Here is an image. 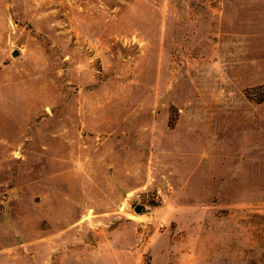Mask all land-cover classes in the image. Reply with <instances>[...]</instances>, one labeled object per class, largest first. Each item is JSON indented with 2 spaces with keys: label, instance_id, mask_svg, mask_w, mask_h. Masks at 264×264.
<instances>
[{
  "label": "rangeland",
  "instance_id": "1",
  "mask_svg": "<svg viewBox=\"0 0 264 264\" xmlns=\"http://www.w3.org/2000/svg\"><path fill=\"white\" fill-rule=\"evenodd\" d=\"M0 264H264V0H0Z\"/></svg>",
  "mask_w": 264,
  "mask_h": 264
},
{
  "label": "water",
  "instance_id": "2",
  "mask_svg": "<svg viewBox=\"0 0 264 264\" xmlns=\"http://www.w3.org/2000/svg\"><path fill=\"white\" fill-rule=\"evenodd\" d=\"M18 54V51L17 50H13L11 55L12 56H16ZM136 212L140 213L141 212V207L140 206H136Z\"/></svg>",
  "mask_w": 264,
  "mask_h": 264
}]
</instances>
